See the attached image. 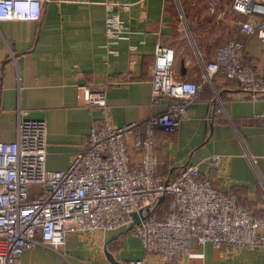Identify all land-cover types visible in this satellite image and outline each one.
Masks as SVG:
<instances>
[{"label": "crops", "instance_id": "0c3cea01", "mask_svg": "<svg viewBox=\"0 0 264 264\" xmlns=\"http://www.w3.org/2000/svg\"><path fill=\"white\" fill-rule=\"evenodd\" d=\"M124 1L129 5L114 10L126 36L109 38L107 9L100 0H0V139L15 137L19 118H44L47 166L65 168L102 114L99 106L86 103V85L105 87L114 124L141 121L162 110L169 96L150 103L159 42L173 47L171 69L178 78L200 80L217 47L230 37L244 40L242 56L264 73V40L241 29L239 21L246 15L232 7V0H219L215 12L208 0ZM216 92L231 118L212 115ZM256 110H264V95L252 98L236 78L215 72L175 130L156 126L161 170L176 176L184 164L198 163L200 175L264 212V127ZM144 133L139 123L129 137L133 162L141 158L134 140ZM146 256L128 223L72 230L57 249L34 244L24 249L18 264H124ZM177 264H264V245L225 251L194 239Z\"/></svg>", "mask_w": 264, "mask_h": 264}, {"label": "built area", "instance_id": "2783aa9c", "mask_svg": "<svg viewBox=\"0 0 264 264\" xmlns=\"http://www.w3.org/2000/svg\"><path fill=\"white\" fill-rule=\"evenodd\" d=\"M100 1L107 9L108 37L126 36L123 19L114 8L129 3ZM218 4L219 0H208L212 12ZM232 7L246 15L239 21L241 29L264 40V0H232ZM243 45V39L228 38L206 63L200 80H195L175 77L173 47L157 43L150 103L163 95L169 101L141 121L112 123L105 87L86 85V103L99 106L102 114L65 168L47 166L46 120L19 118L15 137L0 139V264H18L24 249L34 244L57 249L72 230L128 224L132 211H142L132 230L141 238L147 256L129 258L124 264H177L194 239L210 241L225 251L264 245V212L257 213L246 199L220 188L210 176L200 175L198 163L184 164L176 176H168L160 168L155 147L156 126L175 130L188 116V104L217 71L236 78L252 98L264 95V73L242 56ZM215 100L218 105L212 115L224 113L231 118L218 92ZM254 116L264 127V110H256ZM139 123L145 133L134 140L141 158L133 162L128 141ZM32 184L40 189L31 194ZM165 195L170 199L164 208L160 201Z\"/></svg>", "mask_w": 264, "mask_h": 264}, {"label": "trees", "instance_id": "16d2710c", "mask_svg": "<svg viewBox=\"0 0 264 264\" xmlns=\"http://www.w3.org/2000/svg\"><path fill=\"white\" fill-rule=\"evenodd\" d=\"M38 189H40L39 184H32L31 194L36 192ZM169 199H170V196L165 195L163 198H161L160 205L165 208L169 202Z\"/></svg>", "mask_w": 264, "mask_h": 264}, {"label": "water", "instance_id": "95a60500", "mask_svg": "<svg viewBox=\"0 0 264 264\" xmlns=\"http://www.w3.org/2000/svg\"><path fill=\"white\" fill-rule=\"evenodd\" d=\"M131 213H132L133 219L130 222V226L132 227L134 223L140 220V214L142 213V211H132Z\"/></svg>", "mask_w": 264, "mask_h": 264}]
</instances>
